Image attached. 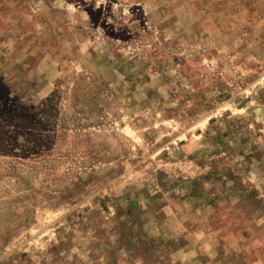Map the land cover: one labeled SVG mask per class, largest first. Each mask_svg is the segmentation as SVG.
I'll list each match as a JSON object with an SVG mask.
<instances>
[{"label":"rangeland","instance_id":"rangeland-1","mask_svg":"<svg viewBox=\"0 0 264 264\" xmlns=\"http://www.w3.org/2000/svg\"><path fill=\"white\" fill-rule=\"evenodd\" d=\"M0 264H264V0H0Z\"/></svg>","mask_w":264,"mask_h":264}]
</instances>
